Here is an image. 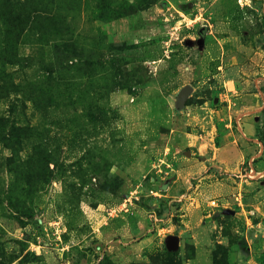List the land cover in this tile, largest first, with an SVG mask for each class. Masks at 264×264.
<instances>
[{
    "label": "rangeland",
    "instance_id": "rangeland-1",
    "mask_svg": "<svg viewBox=\"0 0 264 264\" xmlns=\"http://www.w3.org/2000/svg\"><path fill=\"white\" fill-rule=\"evenodd\" d=\"M262 262L264 0H0V264Z\"/></svg>",
    "mask_w": 264,
    "mask_h": 264
},
{
    "label": "water",
    "instance_id": "water-1",
    "mask_svg": "<svg viewBox=\"0 0 264 264\" xmlns=\"http://www.w3.org/2000/svg\"><path fill=\"white\" fill-rule=\"evenodd\" d=\"M193 87L191 85H185L178 94V106L183 108L186 105L188 97L191 95ZM167 245L169 247H176L178 245V236L171 235L167 237Z\"/></svg>",
    "mask_w": 264,
    "mask_h": 264
},
{
    "label": "trees",
    "instance_id": "trees-1",
    "mask_svg": "<svg viewBox=\"0 0 264 264\" xmlns=\"http://www.w3.org/2000/svg\"><path fill=\"white\" fill-rule=\"evenodd\" d=\"M47 70H48L50 73H52V71H51L49 68H47ZM262 264H264V262H262Z\"/></svg>",
    "mask_w": 264,
    "mask_h": 264
}]
</instances>
